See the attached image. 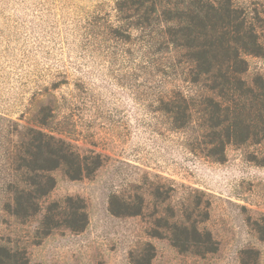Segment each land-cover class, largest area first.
Segmentation results:
<instances>
[{"label": "rangeland", "instance_id": "obj_1", "mask_svg": "<svg viewBox=\"0 0 264 264\" xmlns=\"http://www.w3.org/2000/svg\"><path fill=\"white\" fill-rule=\"evenodd\" d=\"M115 1L0 0V239L29 264H145L151 252V264H264V167L240 149L224 163L189 151L187 133L159 111L165 78L142 36L125 45L107 27L117 24ZM242 1L264 10V0ZM247 60L252 73L264 69V59ZM45 114L46 132L100 154L102 167L76 181L51 173L47 202L81 199L88 225L37 239L40 217L20 225L3 209L14 147ZM113 196L140 197L145 210L114 216ZM172 212L198 223L215 251L179 252L168 239Z\"/></svg>", "mask_w": 264, "mask_h": 264}, {"label": "trees", "instance_id": "obj_2", "mask_svg": "<svg viewBox=\"0 0 264 264\" xmlns=\"http://www.w3.org/2000/svg\"><path fill=\"white\" fill-rule=\"evenodd\" d=\"M115 10L117 24H109V31L125 45L134 33L142 36L157 73L165 78L159 111L174 130L187 133L189 151L224 163L228 149H240L247 162L264 167V69L252 73L247 60L264 59V10L242 0H116ZM99 27L104 31V21ZM47 114L14 147V180L6 187L10 199L3 209L20 225L40 217L37 239L56 232L80 234L88 225L81 199L47 202L56 187L51 173L61 171L76 181L102 167L100 154L80 151L61 134L46 132ZM135 199L113 196L110 212L141 216L144 203ZM169 217L168 239L179 252L202 256L215 251L212 239L200 238L198 223L180 220L175 212ZM10 243L0 244V264H29L25 250ZM152 250L149 245L147 252ZM149 256L145 264H151L154 253Z\"/></svg>", "mask_w": 264, "mask_h": 264}]
</instances>
